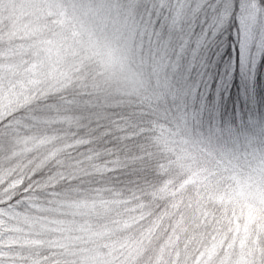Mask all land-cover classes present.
Instances as JSON below:
<instances>
[{
    "label": "trees",
    "instance_id": "obj_1",
    "mask_svg": "<svg viewBox=\"0 0 264 264\" xmlns=\"http://www.w3.org/2000/svg\"><path fill=\"white\" fill-rule=\"evenodd\" d=\"M98 1L135 26V49L165 43L166 29L148 37L149 1ZM68 11L54 0H0V206L15 235L13 253L30 264H84L87 254L119 261L136 252L130 264H142V253L147 264H225L238 256L264 264V209L247 206L238 219L239 207L218 198L233 186L231 172L246 173L260 160L233 138L249 143L243 135L255 125L246 136L264 149V50L248 88L237 67L235 13L209 56L204 46L121 50L116 64L103 50H40L43 33L79 37ZM232 59V78L217 86V100L216 78L204 101L199 89L191 98L196 68L212 64L218 78ZM182 117L199 128L196 135L217 119V150L225 156L217 160V184H208L217 191L193 177L204 153L188 158L187 145L172 141Z\"/></svg>",
    "mask_w": 264,
    "mask_h": 264
},
{
    "label": "rangeland",
    "instance_id": "obj_2",
    "mask_svg": "<svg viewBox=\"0 0 264 264\" xmlns=\"http://www.w3.org/2000/svg\"><path fill=\"white\" fill-rule=\"evenodd\" d=\"M135 2V0H129ZM152 4L149 7V17L154 22L153 28L149 30L148 37L153 41V33L165 32L167 37L165 43L160 47H132V35L135 26L127 25L125 17H116V14L109 1L99 2L98 0H54L58 6L59 3L67 5L73 15L75 24L79 26V37L68 34H57L53 38L48 37L43 33L45 46L40 50H103L107 56L110 55V60L113 63H120L121 50H198L197 46H204L203 50L206 56L212 53V50L217 49L218 36L222 34V29L227 24L229 18L235 13L237 19V28L234 30V38L239 48L238 56V72L241 79V87L248 88L252 85L256 66L261 58L264 50V0H147ZM141 0L136 1V3ZM54 5V4H53ZM154 7V8H153ZM154 9V10H153ZM147 16V17H148ZM166 16V23L161 20ZM17 17L14 14L10 20ZM150 21V22H152ZM164 21V20H163ZM43 30H45L43 28ZM62 32V31H61ZM64 32V31H63ZM143 36V35H142ZM67 41V47L63 48L64 42ZM172 41V45H171ZM195 45V46H193ZM190 46H192L190 48ZM82 47V48H81ZM120 52V53H119ZM177 59L178 55H174ZM105 65V64H104ZM206 70L198 69L199 77L196 89L193 88L192 97L199 95L202 100L209 95L212 83L215 78L218 82L214 83L215 90L212 92L214 99L217 100V86L220 88L230 82L234 69L235 60L232 59L227 63L221 71L220 77L217 78V68L212 65ZM193 65H189V69ZM106 67V65H105ZM215 117L213 118V120ZM184 124L186 129L184 132L179 130L177 125ZM215 124V125H214ZM209 130H204V133L194 134L193 123L190 125L186 118L174 120V128L172 132V141H177L184 147V155L191 158L196 150H201L202 155L200 164L197 165L193 172V177L196 176L208 186V191H217V187H209L210 184H217V160L224 157L225 153L217 150V119ZM182 127V128H183ZM255 125L249 127L247 134H250L255 129ZM193 134V135H192ZM243 135V140H247L242 146H238V138L235 136L232 143L236 147L250 149L249 152L255 151L258 159L249 162L246 173L237 174V171L231 172L233 186L229 193H222L218 198H225L232 206L239 207L237 210V218L241 219L244 210L249 211L247 206L252 208L257 207L264 209V149L256 147L257 143L254 139V134ZM186 138L184 141L183 139ZM263 142V141H262ZM251 143V144H250ZM264 144V142H263ZM182 145V146H183ZM216 174V175H215ZM213 178V180H210ZM209 184V185H208ZM9 191V188H7ZM10 196H7L4 201H8ZM213 198L217 200V193H214ZM2 203V201H0ZM241 206V207H240ZM7 210L4 206H0V264H30L27 263L22 256H17L13 253L12 246L16 242L15 235L6 226ZM264 219V218H263ZM264 229V226H263ZM139 252H136V255ZM75 258H78V253L72 251ZM136 255H128L121 258L119 261L112 260L105 256L89 255L84 258V264H104L105 258L108 259L106 264H130ZM209 256V255H206ZM247 262L240 258L225 264H255L254 258ZM151 260L150 256L145 259L142 253L141 262L147 264ZM77 261V260H76ZM202 261H194L195 264H212L210 259ZM152 264V263H151ZM156 264V263H155ZM217 264V263H215Z\"/></svg>",
    "mask_w": 264,
    "mask_h": 264
}]
</instances>
